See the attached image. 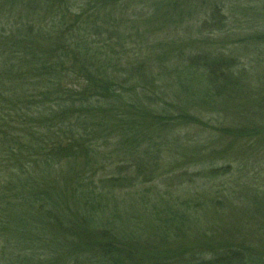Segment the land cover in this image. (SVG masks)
Listing matches in <instances>:
<instances>
[{
  "label": "trees",
  "instance_id": "obj_1",
  "mask_svg": "<svg viewBox=\"0 0 264 264\" xmlns=\"http://www.w3.org/2000/svg\"><path fill=\"white\" fill-rule=\"evenodd\" d=\"M38 2L0 0V239L17 253L14 256L9 250V262L142 264L133 237L116 232L125 226L116 197L141 182L148 183L155 173L153 167L146 168L149 161L136 153L141 139L149 143L146 124L149 118L167 120V126L191 118L160 101L166 91L175 100L181 94L188 97L189 107L195 106L193 98L212 104L220 95L234 93L238 65L234 58L207 56L210 59H189L184 70L165 68L155 75L146 73L145 63L124 70L115 63L127 54L115 31L102 39L91 15L86 20L76 17L60 22L57 28L51 25L48 31L47 25L36 20L42 8ZM246 3L253 5L255 14L258 6L264 10V0ZM220 12L218 8L212 13L213 22ZM162 76L174 81L177 90L165 91L168 84L159 81ZM157 83L161 88H156ZM156 111L167 113L153 117ZM104 127L112 129L107 138L103 136L104 145L111 135L122 139L115 145L132 161L113 171L101 166L94 171L90 167L103 153L90 143L102 139ZM262 132L261 136L239 131L233 138L259 151L258 143L264 147V128ZM230 150H210L206 163L192 175L200 181L197 188L186 191L181 187L186 198L165 201L160 214L156 208L152 211L158 215L161 243L166 238L187 242L170 259L152 264H264L246 239L230 235L214 239L202 230L200 214L211 203L206 192H213L207 184L231 174ZM208 158L224 165H208ZM72 159L82 162L61 172L59 165ZM153 159L156 164L157 158ZM7 171L12 175L10 181L1 176ZM175 178L179 181L185 175ZM187 180L192 181L190 176ZM252 180L257 182L255 176ZM239 186H230V191ZM212 202L218 213L229 205L215 197Z\"/></svg>",
  "mask_w": 264,
  "mask_h": 264
},
{
  "label": "rangeland",
  "instance_id": "obj_2",
  "mask_svg": "<svg viewBox=\"0 0 264 264\" xmlns=\"http://www.w3.org/2000/svg\"><path fill=\"white\" fill-rule=\"evenodd\" d=\"M62 1H65L64 5L60 0L38 2L42 8L38 11L39 19L36 20L47 25L50 31L51 25L57 28L60 22L66 23L76 17L86 20L91 15V19L96 20V27L99 26L101 29L102 39L107 36L106 33H109V37L113 31L116 39H123L124 49L127 51V54L123 55H126V58H120L115 63L124 70L130 65L135 67L145 63L148 65V68H145L146 73L155 75L165 68L184 70L189 59L195 61L210 59L207 56L234 58L240 73L236 83L237 89L229 96L220 95L212 104L199 102L193 98L192 105L195 106L189 107L186 105L188 97L183 94H179L180 100L172 99L166 90H177L178 86H174L176 83L168 80L167 76L159 79L163 84H168L166 85L168 88H164L166 94H162L160 101L163 104L165 102L164 105H172L175 110L178 107V110L185 111L191 120L188 119V123L176 122L167 126V120L159 122L157 119L149 118V124H146L148 127H145L149 143L146 144L141 139L136 153L149 161L147 169L153 167L156 170L148 183L141 182L117 194V209L122 220H125V226L117 228L116 232L123 237L130 236L131 240L133 237L135 249L139 251L136 254L141 257L142 264H152L155 260L161 262L164 257L170 259L172 254L182 247V244L186 246L187 242L183 243L181 238H166L161 243L162 237L159 235L160 232H157L159 221L156 213H161L159 209L165 201L186 198L187 195L183 194L181 187L186 191L197 188L200 181L192 175L195 176L201 165L206 163L207 156L211 154L210 150L227 148L231 149L229 157L233 158L232 162L234 161L231 164L233 170L231 174L207 184L208 188L213 189L212 194L214 192L217 194L212 197V194L206 192L211 203H208V207L200 214L202 224L205 226L202 230L214 239L222 237L246 239L261 259L260 262L264 263V147L261 148L258 143V151L250 147L247 141L233 138L239 131L246 135L255 132L263 135V8L258 6L259 13L255 14L252 11L253 5H248L246 0ZM218 8L221 9V14H215L213 22L211 15ZM83 10L88 11L81 13ZM53 33L54 31L52 35ZM124 35L128 38L125 39ZM160 57L161 59H158ZM102 59L103 57L99 58ZM156 85L157 89L162 86L160 83ZM198 88L197 85L193 91ZM164 114L156 111L153 117ZM100 131L102 134L99 137L102 139L92 141L90 145L98 148L99 153L102 152L103 155L95 166L90 168L97 171L101 166L113 171L121 164H128L131 160L129 155H123L115 145L122 139L115 140L111 135L112 139H107L108 144L104 145L103 136L107 138L112 129L104 127ZM112 141H115L113 146ZM5 156L7 155L4 154ZM154 157L157 158L156 164H153ZM79 162L82 160H65L59 167L61 172L65 173V170L73 168ZM207 162L208 165L215 167L224 165L223 161L217 158H208ZM182 175H185V178L177 181L175 177ZM1 176L10 181L9 177L12 175L7 171V174ZM188 176L192 181L187 180ZM254 176L257 178L255 184L252 182ZM197 182L199 183L196 186ZM237 183L242 186L232 187L233 190L230 191V186ZM214 197L229 204L220 213L214 210L216 209L212 202ZM155 208L157 212L153 214ZM159 217L161 220L165 219L164 216ZM9 250L16 256V250L9 249V245H5L0 239V264L11 263L9 255L7 256Z\"/></svg>",
  "mask_w": 264,
  "mask_h": 264
},
{
  "label": "water",
  "instance_id": "obj_3",
  "mask_svg": "<svg viewBox=\"0 0 264 264\" xmlns=\"http://www.w3.org/2000/svg\"><path fill=\"white\" fill-rule=\"evenodd\" d=\"M40 1L50 2V1H55V0H40Z\"/></svg>",
  "mask_w": 264,
  "mask_h": 264
}]
</instances>
